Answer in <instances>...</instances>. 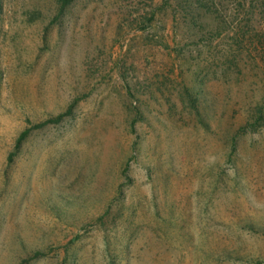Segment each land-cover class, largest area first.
Returning <instances> with one entry per match:
<instances>
[{
	"label": "rangeland",
	"instance_id": "374dc122",
	"mask_svg": "<svg viewBox=\"0 0 264 264\" xmlns=\"http://www.w3.org/2000/svg\"><path fill=\"white\" fill-rule=\"evenodd\" d=\"M164 1L0 0V264H264V0Z\"/></svg>",
	"mask_w": 264,
	"mask_h": 264
},
{
	"label": "trees",
	"instance_id": "16d2710c",
	"mask_svg": "<svg viewBox=\"0 0 264 264\" xmlns=\"http://www.w3.org/2000/svg\"><path fill=\"white\" fill-rule=\"evenodd\" d=\"M76 1L77 0H57V4L61 9H65L71 6ZM164 5H168V7L172 8L173 11L175 12H180L185 18L187 15H189L190 0L189 1L188 0H173L171 4L168 0H165L163 6ZM178 7H179V11L177 10ZM29 132H30V129L27 128L19 135L17 139V145H20L22 143V141L28 136Z\"/></svg>",
	"mask_w": 264,
	"mask_h": 264
}]
</instances>
